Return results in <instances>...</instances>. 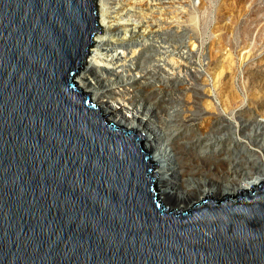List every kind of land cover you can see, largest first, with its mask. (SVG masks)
<instances>
[{"label":"water","instance_id":"95a60500","mask_svg":"<svg viewBox=\"0 0 264 264\" xmlns=\"http://www.w3.org/2000/svg\"><path fill=\"white\" fill-rule=\"evenodd\" d=\"M96 33L98 0H0V264H264L263 182L159 205L146 136L73 80Z\"/></svg>","mask_w":264,"mask_h":264},{"label":"rangeland","instance_id":"374dc122","mask_svg":"<svg viewBox=\"0 0 264 264\" xmlns=\"http://www.w3.org/2000/svg\"><path fill=\"white\" fill-rule=\"evenodd\" d=\"M221 14L223 16H220ZM224 16L228 18H225L226 21H233L232 36L236 48L231 54L233 69L231 73L227 71L225 74L228 75L229 84L233 85L243 98L241 107L232 112L225 111L217 92L218 72L222 70L223 62L231 56L230 51L228 49L215 56L218 45L212 43L213 31L216 27L222 26L221 23L225 21L222 20ZM98 22L103 28V33L94 34L93 41L96 43L110 38L105 45L107 51H127L129 54L126 62L116 63L117 73L130 82L134 79L143 81L140 79L141 76L147 74L149 88L156 93L152 102H156L157 99V103L166 104L169 111L171 107L178 106L174 108L175 115L172 118L175 121L171 124L180 123L181 128L177 130L175 126L174 135L178 133L189 135L193 131L189 128L200 127L199 120L192 122L188 117L194 109L193 99L196 93L207 91L210 96L203 94L205 99L211 100L218 112L226 117L219 125L213 124V129H221V134L217 137H225L228 149L231 151V154H223L222 158L231 156L251 164L255 162L254 166L257 165L260 169L259 174L264 175V140L258 137L259 140L255 141L254 138L260 131H263L262 137H264V105L257 104L254 100L264 98V75L256 79L254 83L248 80L247 74L250 68L264 71V0H98ZM120 24H127L129 27L125 39L115 36L116 33L113 32V28ZM109 27H111L110 33ZM245 28L252 30L250 35L244 33ZM122 30L123 28H120L119 34ZM245 39L247 44H250V48L242 51ZM227 40L229 41L230 37ZM253 48L255 50L252 52V58H245L242 65L241 60ZM90 49L92 47H89L88 51ZM86 61L87 63L91 61L90 55ZM100 69L102 68L99 67V72H101ZM79 72L74 77L75 83L80 80ZM132 86L120 87L121 90L116 92L119 96L118 100L111 99V104L118 107L122 106L118 103L129 106V99L136 95L135 86ZM248 86L251 87V93L247 92ZM177 97L179 100L176 101ZM176 110L179 111L176 112ZM124 112L128 116L132 115L128 109ZM203 112L206 111L203 110ZM236 122L238 127H235ZM258 124H262L260 131L256 128ZM252 128L255 131L254 135V132L250 133ZM207 130L204 128L203 132ZM206 138L207 145L214 144L212 135ZM228 138L234 141L230 142ZM238 139L241 140L240 143H236L235 140ZM197 147L206 152L205 154H213L204 145ZM221 147L220 144L213 145L216 151ZM164 165L166 163L161 162L159 168H155L156 172L160 171ZM181 175L177 172L175 178L179 180ZM249 181L246 180V182Z\"/></svg>","mask_w":264,"mask_h":264},{"label":"bare ground","instance_id":"6f19581e","mask_svg":"<svg viewBox=\"0 0 264 264\" xmlns=\"http://www.w3.org/2000/svg\"><path fill=\"white\" fill-rule=\"evenodd\" d=\"M224 10H226L225 7ZM220 16L223 15L221 14ZM225 18L227 16H224L222 20L224 21ZM230 21L225 20L223 24L221 23V27L214 28V40L212 43L218 45L216 47L218 52L215 53V56L228 49L230 51L229 55H231L232 50L235 48V41L232 36L234 34L233 21ZM127 26V24H120V26L113 28V32L116 33L115 36H121V38L123 37L122 39H125L129 32V27ZM120 28H123L121 34L118 32ZM110 30L111 27L108 29L109 33L111 32ZM251 32L250 28H245L244 30L247 35H250ZM228 37H230L229 41L227 40ZM108 41H110V38L94 42L92 49L89 50L92 51L90 54L91 61L88 63L86 61L79 70L80 80H77L76 84L82 90L83 95L91 93L90 101L101 110L104 120L109 125L126 131L144 133L143 135L146 136V139L141 141V147L149 155L151 163H166L158 172L153 168V172L158 174L156 189L160 193L157 195L156 200H160V206H169L170 213L182 208L184 212L190 215L192 213L190 209L200 204L202 198L207 199V195L209 199L220 201L225 196L238 195L239 190H251L252 186L258 187L262 182L264 183V175L259 174L260 172L258 171L260 169L257 165L254 166L255 162L251 164L248 161H240L237 157L232 158L231 156L222 158L223 154H231V151L228 149V142L225 137H217V135L221 134V129H213V124L219 125L226 117L218 112L211 100L205 99L203 96L205 94L209 97L210 93L207 91L206 93H196L193 99L194 109L188 118L192 122L199 120L200 127L194 128L190 126L191 128L189 129L193 131L189 135H185V133L174 135L173 128L175 126H177V130L181 128L180 123L171 124L172 121H175L172 118L175 115L174 108H178V106L171 107V111H169L167 110L168 106L163 103L158 104L157 99L156 102H152V98L156 93L153 92L152 88H149L147 74L141 76L140 79H143V81L134 79L133 82H130L120 73H117L115 70L116 63L118 61L126 62L129 54L127 51H107L105 45ZM243 41L242 51H245L250 48V44H247L246 39ZM255 48L247 52L246 57H243L241 60L242 65L245 58H252V52ZM99 67L102 68L100 69L101 72H99ZM232 69L233 57L231 55L227 61L223 62L222 70L218 72L217 76V92L226 112H232L240 108L243 102L241 94L227 81L228 75L225 73L227 71L231 73ZM247 74L248 80L255 83L256 79L263 77L264 71L258 68H250L247 70ZM73 80L75 82L74 78ZM129 85L135 86L134 91L136 92V95L129 99V106L118 103V105H122L118 107L111 104V99L118 100L117 90L120 87L126 88ZM139 91L142 93H138ZM247 92L251 93L250 86H248ZM177 100H179L178 97L176 98ZM254 100L257 104L264 105V98ZM126 109L132 114L131 116L124 112ZM203 110L206 112L204 113ZM238 122H236L237 126L235 127H238ZM204 128L208 130L203 132ZM256 128L260 131L262 124H258ZM250 133L255 134L253 128L250 129ZM262 133L263 131H260L258 136H254L255 141L259 140L258 137L264 140ZM205 135L206 137L212 135L215 140L214 144L207 145L205 143L207 140ZM200 136H204V138L201 139ZM228 140L230 142L234 141L231 138H228ZM235 141H237L236 143L241 142L239 139ZM215 144H220L222 146L221 149L214 150L213 145ZM198 145H204L213 154H205L206 152L198 149ZM177 172L182 174L179 180L175 178ZM246 180L250 181L246 182Z\"/></svg>","mask_w":264,"mask_h":264}]
</instances>
